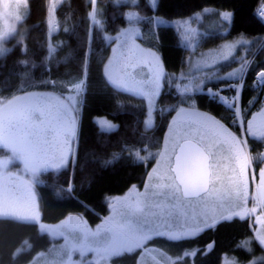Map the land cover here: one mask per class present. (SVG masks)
<instances>
[{
	"label": "trees",
	"instance_id": "trees-1",
	"mask_svg": "<svg viewBox=\"0 0 264 264\" xmlns=\"http://www.w3.org/2000/svg\"><path fill=\"white\" fill-rule=\"evenodd\" d=\"M262 2L264 0H158L153 12L147 0H139L136 10L143 19H134L131 23L139 24L138 41L144 48L157 53L165 72L154 124L144 128L143 99L113 88L103 73L111 48L102 29L112 32L128 24L125 14L129 5L98 0L102 7L103 26L100 28L89 25V1L63 0L55 9V27L49 34L47 0H28L23 40L9 39L12 47L0 57V100L19 96L25 91L68 93L70 85L83 81L77 138L68 165L58 172L52 169L40 171L35 177L41 220L56 222L69 214H79L94 223L108 211L107 196L125 193L132 185L141 186L153 160L138 162L136 152L146 156L148 152L155 154L158 151L175 113L171 109L187 106L191 103L188 97L195 100L197 110L211 113L219 122L229 120L228 108L219 100L210 99L206 89L212 88L225 97L230 91L219 90L220 85L237 83L238 74L231 79L193 84L184 96L179 95L177 83L185 86L186 80L178 79L177 75L186 66L191 48L182 43L175 26L155 23L154 19L148 18L163 16L193 21L198 13L204 15L205 9L233 13L231 26L226 24L224 33L223 27L212 24L198 31L195 48L218 45L225 37L245 35L253 38L241 61L244 70L240 101L245 105L260 85L256 83L258 73L264 70V25L255 15ZM20 61H27V64ZM181 100L187 103L182 104ZM97 117L115 123L118 130L101 132ZM8 154L9 149L3 146L0 156ZM109 160L113 163L107 164ZM69 184L73 189L71 193L67 191ZM50 242L48 234L41 232L34 222L0 218V264H26ZM150 242L164 247L169 254L180 256L182 263L192 260L194 264H219L221 256L227 254L241 262L255 257L256 264H264V248L253 238L246 216L219 220L212 228L194 235L154 238ZM245 242H250L247 247L251 251L246 250ZM28 245L30 250H27ZM139 252V249L122 252L114 257V261L137 264Z\"/></svg>",
	"mask_w": 264,
	"mask_h": 264
},
{
	"label": "rangeland",
	"instance_id": "rangeland-1",
	"mask_svg": "<svg viewBox=\"0 0 264 264\" xmlns=\"http://www.w3.org/2000/svg\"><path fill=\"white\" fill-rule=\"evenodd\" d=\"M62 1L63 0H61V2ZM87 1L91 3V0ZM113 1L115 2V0ZM61 2L54 3L53 0H47V23L49 34L53 29L52 25H54L55 23V9ZM121 3H126L129 5L128 10L126 12L127 14L137 13L136 6H130L131 0H121ZM27 6L28 0L26 3L24 2V0H0V31L7 30V35L3 39H0V45H2L4 49L9 50L12 47V45L8 43L9 39L13 38L16 40H20L21 37H24L26 33V25L24 23V20L27 13ZM95 9L97 10L96 20H99L100 24H97L95 20L89 17V25H96L97 27L102 28V7L98 3V0L96 2ZM92 11L93 5L91 4V9L89 13ZM219 12L228 11H215L207 9V11L204 12V15L198 13L196 19L193 21H191L190 19L181 20L178 18H166L163 16H155V18H159L154 19L155 23L175 26V28L179 32L182 43L191 48V52H189L186 58V66L181 69L177 75L178 79L185 78L186 85L188 87L190 86L192 88L193 84L195 86L198 84L200 85L201 81L208 82L218 79H225V77L228 76L229 72H236V75L238 74L237 80H239L237 83L241 81L242 73L236 70L239 69L241 65H243L241 64L243 55L246 49L252 43L253 38L245 35L225 37L218 45H211L199 49L195 48V41L199 40L198 31L207 29L209 24H212L214 27L218 28L223 27L221 29L222 33L225 32L226 22H223L221 18L217 15V13ZM181 21H184V23H181ZM133 25L135 27H138L137 25L139 24ZM126 27H129V23L124 26H121L120 28L112 32L102 29L104 37H109V39L105 38V40L107 43H109L111 48L109 57H112L114 61V63L110 65V69L114 68L117 73L121 75H123L125 71L128 73L139 74L137 75V79H143L144 76L149 73L150 69L152 75H155L157 72H160L161 92L165 82V72L163 66L161 64L159 56L155 51L152 50L159 59V67H157L156 61L152 60L151 57H148L146 53L143 52V50H147L148 48H144L138 41L140 33L136 37V43L140 45L141 51H136L135 49H133V51L130 53L124 45H120L117 50V53H113L112 49L116 47V43L112 41L110 37L117 35L118 30ZM139 28L141 29V26H139ZM262 38L264 39V34ZM228 45H231V47H227ZM129 47L132 46L129 45ZM254 50L255 49H253V52ZM118 54H123V56L121 57L120 63L116 64L115 60ZM124 57H129V59L127 60V64H138V66H129L125 68L126 62L124 60ZM108 63L109 60L107 59L105 64ZM178 84L179 83H177V85ZM232 85L234 84L220 85L219 88V90L229 89L230 92L225 93V97L229 99V102H233V97H235V91L231 92L229 88ZM71 87L72 86L70 85L68 89H71ZM181 87L184 86L181 85ZM38 93H51L64 97L68 95L77 96V99L79 100L80 104L83 90L78 95L75 90H68V93H61L49 90L37 91L34 93L32 92L33 95L31 96V100L33 101V105L31 106H25L23 101L16 100L15 98L17 96L11 97L9 99L0 100V103L7 106L5 109L6 116L11 114V112L13 111L17 113V126L10 131L6 122L3 131L0 132V141H2L4 147L9 149V154L5 156H0V161L10 162L8 167L4 170L5 175L9 173L14 174L13 180H8L7 177H5L3 180H0V205H5L6 207L11 208L14 207V203H16V197H21L23 202H29L31 198L35 200L36 204H38L40 212L38 197H32V193H35L36 195V189L34 185L35 177L40 171H43V168L40 167V163L37 162L36 156L33 152L27 150V148L22 149V146L31 145L32 142L38 136L46 137L47 139L51 140L54 135L50 127L41 124L45 117L41 114L40 110L48 103L54 102L51 101L49 98L42 99L41 97H39ZM23 95L24 94H21L19 96ZM134 96L141 97L144 101L145 116L143 121V127H151L155 121V109L159 96L153 98L152 100H150L146 96ZM36 101H39L40 103L37 105L35 103ZM235 103L237 106L236 109L229 110V115L231 117V127L232 130L238 133V135L241 137L243 128L233 123V111H239L244 114L248 104L245 105V108H242V106H240L239 104V99L235 100ZM25 107H27L31 111V116H29L28 111L24 110ZM198 111L201 113H207L200 110ZM175 116L176 112L171 116L170 123H172L173 117ZM241 119L242 122H246L243 119V115ZM101 120L106 119H104L103 117L96 118L98 124ZM146 120L148 121L147 124L145 123ZM169 124L165 131L162 145L156 153L164 152L165 150H167L168 153L171 154L172 148L175 146L177 140L179 139L178 133L180 129L176 125H173V128L170 129ZM46 131L47 135H44ZM57 132H59V129H57ZM202 132L206 143L214 144L220 138L217 135L219 133V129H214V127L211 125L208 128L203 129ZM76 138L77 134L75 137L68 136L67 143H64V137L59 136V148L55 152L48 153L46 158H43V160L41 161L43 165L47 167L50 165L51 162L63 158L65 160L63 168H65L68 165L69 157L74 151ZM243 139L247 141V147L244 149V151L248 156L252 158V162L246 168L250 176V192L248 194V196H250V200L248 199V201L243 205V208H255V211L245 213L239 208L235 210L241 211V216H246L248 218L249 228L251 230L253 238L256 240V237L259 234L264 233V205L259 202L260 176L258 177V175H256L258 169H256L254 158L251 155L249 136L245 133L243 135ZM149 153L151 152H148L146 156H148ZM227 155L228 153L225 152V156ZM152 160L153 161L151 165L147 169V174L149 172H152L154 168L158 167L157 160L162 161L161 172L166 171L167 166L164 163V161L167 160L166 156H155V158H152ZM223 164L227 167H222L219 170V174L223 178L222 183L227 185L229 183L228 178L230 177L239 179V172L235 166L234 160L229 161L225 159L223 161ZM33 168H39V171L37 172L35 177H33L31 171V169ZM49 169L51 168L49 167ZM232 169H235V172H233ZM147 174L141 186L135 185L136 187L133 188L132 185L125 193L107 196L106 199L108 202V211L101 219L94 223H90L86 218L79 214H69L63 219L56 222H47L41 220V223L44 225H59L62 220H66L69 217H81L83 220L87 221V226L89 228L95 230L96 226L102 224L104 218L108 217L111 214L109 209V203L115 205L117 204V199H134L136 192L144 191V184L146 182H150ZM17 177H20L21 179L15 180ZM28 184H31V187H29ZM214 207L215 206L211 201L208 203L207 208H205L199 202H196L195 204L187 207L186 217H182L175 221H169L167 228L163 226L161 228L157 227L155 223L146 225L144 228H141L140 226L134 223L129 224L125 222L122 225L115 226L111 231H101L97 235H91L89 233H86L82 231L78 226L62 228L61 231L64 232V236L49 235L47 232H45L48 234L51 240L49 246L46 249L40 250L35 253L31 261L26 264H51L52 261H55L56 264H123L122 262H115L114 257L121 254L122 252L131 251L135 249H139L140 251L137 256V264H194L192 260L189 263L180 262V256H175L165 252L164 247H159V245L154 244L153 242H146L140 248H135L134 244L136 243L138 236L142 235L144 231L149 229L153 232L166 231L165 237L169 238H180L183 236L194 235L198 233V231H189V229L195 223L193 219L194 214L201 213L203 211H208L211 214L214 210ZM221 211H223V209H221ZM37 226L39 230L43 232V230L40 229L38 224ZM253 261H255V257L247 261L241 262L238 261L235 256L223 254L221 256V261L219 264H252Z\"/></svg>",
	"mask_w": 264,
	"mask_h": 264
},
{
	"label": "snow or ice",
	"instance_id": "snow-or-ice-1",
	"mask_svg": "<svg viewBox=\"0 0 264 264\" xmlns=\"http://www.w3.org/2000/svg\"><path fill=\"white\" fill-rule=\"evenodd\" d=\"M26 3L27 0H24ZM54 3H59L61 0H53ZM97 0H91L93 5V11L89 13V16L95 20L97 24H100L99 20H96L97 10L95 9ZM115 3L119 5L121 0H115ZM148 6L155 12L158 6V0H147ZM139 5V0H131L130 6ZM204 11H207L205 9ZM217 15L221 18L223 22L231 26L234 14L231 12H219ZM258 18L264 21V5L255 14ZM126 19L129 21V27L122 28L118 30L117 35L110 37L112 41L116 43V47L112 49L113 53H117L120 45H124L125 48L131 53L133 49L136 51H141L140 45L136 43V37L139 34V29L135 27L131 21L134 19H143L140 17L139 13L125 14ZM159 19V18H148ZM184 23V21H181ZM55 27V25H52ZM7 35L6 31H0V39H3ZM109 39V37H105ZM23 37H21V41ZM131 45L132 47H129ZM227 47H231L228 45ZM51 50V49H50ZM9 50L4 49L0 45V56L4 55L5 52ZM25 49L22 48V52ZM148 57L156 61L157 67H159V59L156 54L151 50H143ZM123 54H118L115 60L116 64H119ZM129 57H124L125 68L137 65L127 64ZM109 63L104 65V75L107 82L116 89L131 92L134 95L146 96L150 100L158 97L160 93V72L152 75L151 69L149 73L144 76L143 79H137V75L124 72L123 75L117 73V71L110 65L114 63L113 58H108ZM21 64H27V61H20ZM244 65L236 71L243 72ZM236 75V72H229L225 79H231ZM55 83V82H48ZM203 83V81H201ZM243 81L232 85L231 87L235 91V97H233V102H229L227 97L221 96L220 93L214 92L213 89L207 88L206 94L210 99H217L222 102L229 110L236 109L235 100L239 99L241 94V87ZM257 84L264 85V71H260L256 80ZM256 84L253 85L255 87ZM199 86H197L198 88ZM75 90L77 95L83 90V81L80 83H75L72 85L69 91ZM23 91V89H20ZM178 94L184 96L190 91L189 87L185 85L183 89L181 86L177 85ZM33 94L29 92H24L23 96H17L16 100H21L24 102L25 106L33 105L31 96ZM39 97L49 98L54 103H48L43 108H41V114L45 119L41 122L42 125H47L51 128L54 133L51 140L46 137H36L31 145L22 146V149L27 148V150L33 152L36 156L37 162L40 163V167L44 171H48L49 167L58 172L61 170L65 164L63 158L53 161L49 166L45 167L41 162L43 158H46L48 153L55 152L59 148L58 137H64V143H67V137H75L77 134V120L79 115V100L77 96L68 95L66 97L54 95L51 93H38ZM191 100V103H187L186 100H181V103H187L186 107L174 106L171 111L176 112V116L173 117L172 123L169 124V128L172 129L173 125H176L180 131L178 133L179 139L177 140L175 146L172 148L171 154L167 150L160 153H149L148 156H142L140 152H136V159L138 162H145L150 157L155 158V156L167 157L164 161L166 164V171L161 172L162 161L157 160V168H154L152 172L147 175L150 182L144 184L143 192H136L134 199L122 200L117 199V204L109 203V209L111 214L105 217L102 224L97 225L96 229L93 230L87 226V221L83 220L81 217H69L66 220H62L59 225H44L41 223L40 212L38 204H36L34 199L29 200V202H23L21 197H16V203L14 207H6L5 205H0V218L13 217L20 222L24 223H36L39 225L43 232H47L49 235H59L64 236V232L61 231L64 227L78 226L82 231L89 233L91 235H97L101 231H111L115 226L122 225L127 222L129 224H136L141 228L146 225L155 223L157 227H165L169 221H175L182 217L187 216V207L199 202L205 208H207L208 203L211 201L213 203L214 210L210 214L208 211H203L201 213L194 214L193 219L195 221L194 225L189 229V231L202 232L205 229H210L215 225V222L219 219L221 221H226L234 216H241V211L245 213L254 212L255 208L244 209L243 205L248 201V193L244 188L246 183L245 169L252 162V158L248 156L244 149L247 147V141L243 139V135H247L264 142V127L259 129L253 128V120L256 116H264V107H262L253 117L252 120H246L242 122L243 113L239 111H233V123L241 126L243 128L241 137L238 138L235 133L229 131L215 118L210 117L207 113H201L196 109L195 100L191 97L187 98ZM37 105L39 101L35 102ZM254 103V101H253ZM6 105L0 103V132L3 131L4 125L7 122L8 128L11 131L17 126V113L15 111L11 112L9 115H5ZM25 111H28L29 116H31V111L25 107ZM147 124L148 121L146 120ZM213 126L214 129H219L217 134L220 138L214 144H209L205 142L202 130ZM100 131H115L118 130V125L113 124L107 120H101L99 122ZM59 129V132H57ZM226 146V147H225ZM3 148V143L0 141V150ZM15 150V149H14ZM141 151H146L141 149ZM225 152L228 153L225 156ZM174 157V159H173ZM118 158V157H117ZM227 159L229 161L235 160L239 165V177L241 179H236L230 177L229 183L225 185L222 183V177L219 174V170L222 167H227L223 164V161ZM258 163H264V159H261L259 154L257 156ZM9 161H0V180L7 177L8 180H13L14 174L5 175V169L9 165ZM107 164L113 163L109 160ZM33 177L39 171V168L31 169ZM235 172V169H232ZM17 177L15 180H20ZM154 181V182H152ZM219 185V186H217ZM31 187V184H28ZM133 188L136 186L133 185ZM72 185L69 184L67 191L72 192ZM35 193H32V197ZM256 199V198H254ZM259 202L264 205V169L260 170V189H259ZM241 209V211H236L235 209ZM223 209V211H221ZM43 234V233H42ZM166 231L153 232L150 229L143 232L142 235L138 236L135 248H140L144 243L150 242L154 238H164ZM262 248H264V233L259 234L256 237ZM250 242H245L246 250L251 251L247 245ZM212 247V245H209ZM31 246L28 245L27 250H30ZM51 251V250H49ZM195 255V253H192ZM15 259V255L13 257ZM51 264H56L52 261ZM252 264H256L255 261Z\"/></svg>",
	"mask_w": 264,
	"mask_h": 264
},
{
	"label": "flooded vegetation",
	"instance_id": "flooded-vegetation-1",
	"mask_svg": "<svg viewBox=\"0 0 264 264\" xmlns=\"http://www.w3.org/2000/svg\"><path fill=\"white\" fill-rule=\"evenodd\" d=\"M254 101V103H253ZM239 104L240 106H242V108H245V105L248 104L244 114H243V119L246 120H252V117L262 108L264 107V85L260 84L255 90H254V94L251 95V97L246 101L245 105L241 104L240 98H239ZM229 110V109H228ZM231 113V112H230ZM207 114L210 117H213L211 113L207 112ZM232 115V114H231ZM214 118V117H213ZM231 118V117H230ZM230 118H228L229 120L227 121H221L220 123L224 125L225 128H227L229 131L233 132L236 134V136L238 138H240V136L238 135V133H236L235 131L232 130L231 127V120ZM216 120V119H215ZM253 124L255 127L254 129H259L261 127H264V116H256V119L253 120ZM249 136V135H248ZM249 141H250V148H251V155L254 158L255 161V167L256 169H258V171L256 172V175H258V177L260 176V169H264V163H258L257 162V156L259 154L261 159H264V142H261L260 140L253 138L251 136H249ZM235 166L239 172V165L235 162ZM248 170H245V178H246V185L244 186L245 190H247L248 194L250 192L249 190V174H248ZM239 179H241L239 177ZM248 199L250 200V196H248ZM219 220H217L216 222H218ZM215 222V223H216Z\"/></svg>",
	"mask_w": 264,
	"mask_h": 264
},
{
	"label": "built area",
	"instance_id": "built-area-1",
	"mask_svg": "<svg viewBox=\"0 0 264 264\" xmlns=\"http://www.w3.org/2000/svg\"><path fill=\"white\" fill-rule=\"evenodd\" d=\"M262 5H264V2H262V3L256 8L255 14H256L257 11L262 7ZM259 20H260L261 23L264 25V21H262V19H260V18H259Z\"/></svg>",
	"mask_w": 264,
	"mask_h": 264
},
{
	"label": "water",
	"instance_id": "water-1",
	"mask_svg": "<svg viewBox=\"0 0 264 264\" xmlns=\"http://www.w3.org/2000/svg\"><path fill=\"white\" fill-rule=\"evenodd\" d=\"M82 105V104H81ZM173 159H174V157H173Z\"/></svg>",
	"mask_w": 264,
	"mask_h": 264
}]
</instances>
